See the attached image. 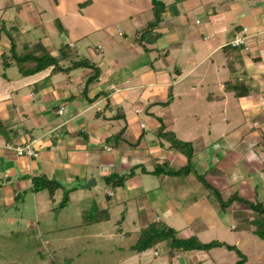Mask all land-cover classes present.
<instances>
[{
  "label": "crops",
  "instance_id": "1",
  "mask_svg": "<svg viewBox=\"0 0 264 264\" xmlns=\"http://www.w3.org/2000/svg\"><path fill=\"white\" fill-rule=\"evenodd\" d=\"M160 1L165 7L154 28L158 36L146 43L138 36L153 17L150 0H47L49 22L60 24L63 42L53 44L40 29L34 41L14 42L15 50L40 41L57 55L67 43L100 69L86 87L88 68L21 75L14 63L3 67L10 42L0 3L6 25L0 33V229L11 236L26 232L31 241L43 237L47 246L54 233L84 222L113 231L115 215L123 238L163 223L182 238L236 246L244 264H263L264 238L253 231L252 210L237 200L220 206L197 175L223 201L236 194L264 205V0ZM44 11L39 6L37 13ZM41 24L30 19L24 29L9 28L18 35ZM241 33L244 43L230 45ZM69 59L60 63L65 67ZM231 85L248 92L236 95ZM161 124L192 144L190 172L152 173L157 164L178 169L188 163L158 137ZM31 140L35 157L7 146ZM111 174L129 175L114 187L104 182ZM38 175L62 186L52 195L34 191L32 177ZM226 250L227 260L219 264L236 261L235 251ZM200 251H176L170 263L202 264L194 259Z\"/></svg>",
  "mask_w": 264,
  "mask_h": 264
},
{
  "label": "rangeland",
  "instance_id": "2",
  "mask_svg": "<svg viewBox=\"0 0 264 264\" xmlns=\"http://www.w3.org/2000/svg\"><path fill=\"white\" fill-rule=\"evenodd\" d=\"M0 3L5 5L7 30L14 42L27 39L34 41L41 33L40 29L49 32L53 44L60 45L63 42L59 23L49 22L50 11L47 0H0ZM39 6L45 8L43 15L37 13ZM30 19L35 22L41 20L39 30L24 31L16 35L19 30L9 28V25L16 24L18 29H24L22 25ZM5 39L10 42L9 37ZM15 51L17 54L22 53L20 49ZM15 71L12 73L15 74ZM73 209L72 206L71 210ZM71 210L69 213H72ZM116 218L113 215V222L110 224V227L114 228L113 231L110 228L109 231L102 229L99 232V229H95L96 226H92L91 229L87 222H84L79 226H70L64 232L54 233L52 238L56 239L50 240L51 243L47 246L41 243L43 237L41 240L37 237V240L31 241L26 232L14 233V236H11L10 230L0 229V264H171L163 241L161 245L156 244L142 253L134 251L132 246L136 241L135 233L124 238L116 233L117 226L114 223ZM87 220L86 218L85 221ZM110 232L113 234L111 241ZM226 251V248L202 250L195 254L194 259H202V264H219L220 260H227L224 258L226 256L222 257L223 253H227Z\"/></svg>",
  "mask_w": 264,
  "mask_h": 264
},
{
  "label": "trees",
  "instance_id": "3",
  "mask_svg": "<svg viewBox=\"0 0 264 264\" xmlns=\"http://www.w3.org/2000/svg\"><path fill=\"white\" fill-rule=\"evenodd\" d=\"M152 5V19L140 30L138 39L144 41L146 43H153L157 38V34L154 33V28L158 25L162 18V12L164 10V3L160 0H150ZM60 25V24H59ZM1 31H5L4 21L0 23V33ZM9 36V34L7 33ZM10 39V50L8 54H2V65L3 67H7L11 63H14L18 71L21 75H29L35 72L51 68L52 72L59 71H69L76 68H88L90 69V73L87 76L85 81V87L97 80L100 69L99 67L92 62L89 58L84 56L79 57L76 54L75 48H71L65 43L63 46L59 47L58 54H52V49L48 45L42 44L40 41H37L33 44H24L22 54H17L15 51V43L13 41V37L9 36ZM69 59V63L64 67L60 61ZM231 89L235 90L236 95H243L248 92L247 88L242 85L229 86ZM157 135L159 138L167 141L169 146L173 149L179 150L184 153L188 158V163L180 167L178 169H173L169 167L168 164L162 163L157 164L152 173L160 174L164 173L167 175H179L186 174L191 171V163L190 160L193 156V146L190 142L183 141L178 139L173 132L165 131L164 126L161 124L157 129ZM132 172V171H131ZM130 172V174H131ZM129 175V174H127ZM127 175H117L111 174L104 177V182L111 186H121L123 185ZM197 178L202 182V184L210 189L214 195L216 196L220 206L227 207L233 200H237L244 204L246 207L252 210L253 219L251 223L253 225L254 233L260 237L264 238V205L257 201H249L239 197L236 194L230 196L227 200L223 201L219 195V192L216 188H214L211 184H209L203 175H197ZM62 185L54 180L49 179L44 175H38L32 177V189L34 191L47 189L50 195L53 194L54 190L60 188ZM70 189H67L63 193V197L61 200V205L66 204L68 201V192ZM167 241V256L171 261L174 257L176 251H192V250H210L215 247H225L229 250H234L237 259L232 264H244L246 261V256L243 254L236 246L227 244L225 242L211 240L209 242H202L196 236H190L187 238H182L177 235V231L172 227L167 226L166 224H155L152 223L147 227L140 230L137 235L136 241L133 244L132 248L136 252L145 251L146 249L155 246L157 243ZM264 264V263H263Z\"/></svg>",
  "mask_w": 264,
  "mask_h": 264
},
{
  "label": "built area",
  "instance_id": "4",
  "mask_svg": "<svg viewBox=\"0 0 264 264\" xmlns=\"http://www.w3.org/2000/svg\"><path fill=\"white\" fill-rule=\"evenodd\" d=\"M245 30V29H244ZM244 32V31H243ZM242 32V33H243ZM237 35L231 42L230 45L232 46H238L240 44L244 43V36L242 35ZM62 111V108H60L58 110V112L60 113ZM34 141H28V142H24V143H18V144H7L8 147H10L11 149H13V151L15 152V154L17 155H27L30 157H35L38 155L37 150L34 148L33 145Z\"/></svg>",
  "mask_w": 264,
  "mask_h": 264
},
{
  "label": "water",
  "instance_id": "5",
  "mask_svg": "<svg viewBox=\"0 0 264 264\" xmlns=\"http://www.w3.org/2000/svg\"><path fill=\"white\" fill-rule=\"evenodd\" d=\"M94 183V181L93 180H90V181H88L84 186L85 187H89L90 185H92Z\"/></svg>",
  "mask_w": 264,
  "mask_h": 264
}]
</instances>
